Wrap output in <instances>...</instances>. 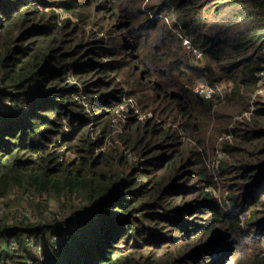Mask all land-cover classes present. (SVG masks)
<instances>
[{
	"label": "trees",
	"instance_id": "1",
	"mask_svg": "<svg viewBox=\"0 0 264 264\" xmlns=\"http://www.w3.org/2000/svg\"><path fill=\"white\" fill-rule=\"evenodd\" d=\"M263 71L264 0H0V264H264Z\"/></svg>",
	"mask_w": 264,
	"mask_h": 264
},
{
	"label": "rangeland",
	"instance_id": "2",
	"mask_svg": "<svg viewBox=\"0 0 264 264\" xmlns=\"http://www.w3.org/2000/svg\"><path fill=\"white\" fill-rule=\"evenodd\" d=\"M58 1H62V0H58ZM182 43H183V46L188 50V52H192V54H194V50L195 49L199 48L197 46H194L193 41L188 36H184V39H183V42ZM195 59H196V57H195ZM201 60H202V63L206 64V54L205 53H203V56H202ZM261 85H262V87H260V89L253 96V101L251 103V108H252V106L255 107V102L256 101L264 98V83H263V80L260 82V86ZM203 87H205V86H203ZM198 88H200V87H198ZM136 100L139 103V105L141 106V110H142V113L140 114V117L141 118L142 117H145L146 116V113L144 111V107L142 106L141 102L138 99H136ZM248 113L249 112L246 111L243 114L236 115L234 117V119L232 120V123H231L230 126H232V127L235 126L236 125V121H239V120L243 121L244 119H247L248 118V115H249ZM148 114H151V113L149 112ZM119 130L120 129L117 126H115L113 128V130H112L113 133H109V135L107 136L106 140L105 141L103 140V142H101V148L102 149H105L108 146L109 143H117L118 142V144H120V142H119L120 140L117 139L116 136H115V134L116 135L119 134ZM180 133L182 135H186V132L183 129H180ZM224 137H225V134L222 135V136H220L218 138V140L216 141V143L214 145L215 151H214L213 155L210 156V159L211 160H209L210 167L212 168V171H213V173L216 176H217V172H218V166H219L222 158L225 156V154L223 155V153H226V151L223 148L224 147L223 146L224 141L222 140V138H224ZM103 143H105V144H103ZM216 193L218 194V198L221 199L222 198L221 193L218 192V191ZM50 203H51L50 204L51 205V210L52 211H56L58 209V207H59V203H57V201L56 202L55 201H52ZM75 203L78 204V201H76ZM16 204H17L16 199L13 198V197H10L9 199H7L5 201V204L4 203L1 204L0 210L3 209V208L6 210L5 206L6 207H9V208H14L16 206ZM48 216H50V215H48ZM28 264H31V260L28 261Z\"/></svg>",
	"mask_w": 264,
	"mask_h": 264
},
{
	"label": "built area",
	"instance_id": "3",
	"mask_svg": "<svg viewBox=\"0 0 264 264\" xmlns=\"http://www.w3.org/2000/svg\"><path fill=\"white\" fill-rule=\"evenodd\" d=\"M198 49V48H197ZM197 49H195L194 50V54H195V56L197 57V59L199 60V59H201L202 58V56H203V52L201 51V50H197ZM264 71L262 72V80H263V83H264ZM261 87H262V85H261ZM196 91L198 92V93H200V94H202V95H205L206 97H211V91H210V89L209 88H207V87H200V88H197L196 89ZM77 96H78V98H80V99H82L83 101V103L85 104V105H87V109L88 110H91L90 109V107H89V105H88V102H87V98H86V96H85V94L83 93V91L81 90L80 92H79V94H77ZM124 102L125 101H127L126 103H124V104H122L121 106H120V108L117 110L118 111V116H117V118L114 120V122H116L117 121V123L116 124H119V126H118V128L119 129H121V127H122V124L127 120V117H128V113L130 112V111H133V112H135V113H137L138 115H140L141 113H142V110H141V106L139 105V103L137 102V101H135L134 99H130V100H126L125 99V97H124ZM126 107H129L128 109H125ZM251 109H254V106H252V108ZM248 114H250V112L248 113ZM248 117H249V115H248ZM115 126V125H114ZM71 130V127L70 126H68V125H66V128H65V132L62 134V136H66L68 133H69V131ZM230 136H232L231 134H228V135H225V137L224 138H229ZM224 138H222V140L224 139ZM63 139V137H60L59 138V140H62ZM225 153H223V155H224ZM130 158L132 159V160H135L136 159V157L132 154V153H130ZM31 263H32V261H31Z\"/></svg>",
	"mask_w": 264,
	"mask_h": 264
},
{
	"label": "clouds",
	"instance_id": "4",
	"mask_svg": "<svg viewBox=\"0 0 264 264\" xmlns=\"http://www.w3.org/2000/svg\"><path fill=\"white\" fill-rule=\"evenodd\" d=\"M87 98V97H86ZM87 101H88V99H87ZM87 108V107H86Z\"/></svg>",
	"mask_w": 264,
	"mask_h": 264
}]
</instances>
